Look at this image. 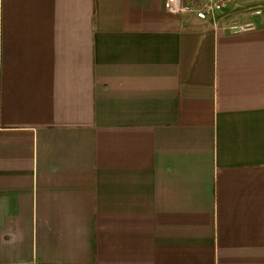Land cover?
Instances as JSON below:
<instances>
[{"label": "crops", "instance_id": "obj_1", "mask_svg": "<svg viewBox=\"0 0 264 264\" xmlns=\"http://www.w3.org/2000/svg\"><path fill=\"white\" fill-rule=\"evenodd\" d=\"M236 1L0 0V264H264V0L207 22Z\"/></svg>", "mask_w": 264, "mask_h": 264}, {"label": "built area", "instance_id": "obj_2", "mask_svg": "<svg viewBox=\"0 0 264 264\" xmlns=\"http://www.w3.org/2000/svg\"><path fill=\"white\" fill-rule=\"evenodd\" d=\"M232 0H198L190 2L188 0H166L165 8L169 13L183 15L193 13L200 20H208L215 16L216 11L223 9ZM252 26H235V30H246Z\"/></svg>", "mask_w": 264, "mask_h": 264}, {"label": "rangeland", "instance_id": "obj_3", "mask_svg": "<svg viewBox=\"0 0 264 264\" xmlns=\"http://www.w3.org/2000/svg\"><path fill=\"white\" fill-rule=\"evenodd\" d=\"M237 2V1H236ZM253 6L244 0H238L235 7L229 12L226 10L218 14L214 19L207 21L210 24H217L220 28L234 29L235 26H241L244 23V18L251 15Z\"/></svg>", "mask_w": 264, "mask_h": 264}]
</instances>
